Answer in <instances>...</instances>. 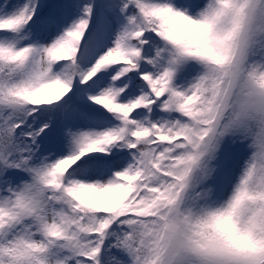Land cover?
Returning a JSON list of instances; mask_svg holds the SVG:
<instances>
[{"label": "snow or ice", "instance_id": "1", "mask_svg": "<svg viewBox=\"0 0 264 264\" xmlns=\"http://www.w3.org/2000/svg\"><path fill=\"white\" fill-rule=\"evenodd\" d=\"M0 264H264V0H0Z\"/></svg>", "mask_w": 264, "mask_h": 264}]
</instances>
